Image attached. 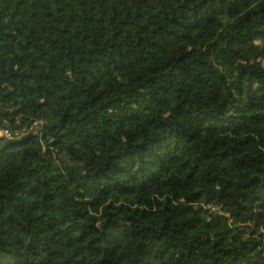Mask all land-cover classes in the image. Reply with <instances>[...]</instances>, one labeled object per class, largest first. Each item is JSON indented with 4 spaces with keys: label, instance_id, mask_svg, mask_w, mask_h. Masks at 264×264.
Here are the masks:
<instances>
[{
    "label": "trees",
    "instance_id": "16d2710c",
    "mask_svg": "<svg viewBox=\"0 0 264 264\" xmlns=\"http://www.w3.org/2000/svg\"><path fill=\"white\" fill-rule=\"evenodd\" d=\"M264 0H0V264H264Z\"/></svg>",
    "mask_w": 264,
    "mask_h": 264
},
{
    "label": "built area",
    "instance_id": "2783aa9c",
    "mask_svg": "<svg viewBox=\"0 0 264 264\" xmlns=\"http://www.w3.org/2000/svg\"><path fill=\"white\" fill-rule=\"evenodd\" d=\"M0 135H4L6 137H11V133L9 132V130L5 129V130H1L0 131Z\"/></svg>",
    "mask_w": 264,
    "mask_h": 264
},
{
    "label": "rangeland",
    "instance_id": "374dc122",
    "mask_svg": "<svg viewBox=\"0 0 264 264\" xmlns=\"http://www.w3.org/2000/svg\"><path fill=\"white\" fill-rule=\"evenodd\" d=\"M263 63H264V59H263Z\"/></svg>",
    "mask_w": 264,
    "mask_h": 264
}]
</instances>
